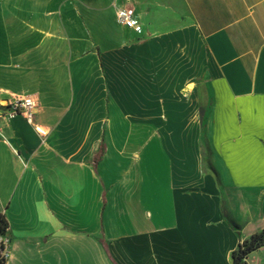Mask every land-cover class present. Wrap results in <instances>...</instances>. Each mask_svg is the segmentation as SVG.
Masks as SVG:
<instances>
[{"label":"crops","instance_id":"crops-1","mask_svg":"<svg viewBox=\"0 0 264 264\" xmlns=\"http://www.w3.org/2000/svg\"><path fill=\"white\" fill-rule=\"evenodd\" d=\"M27 96L45 133L4 113ZM0 212L5 264H234L264 228V0H0Z\"/></svg>","mask_w":264,"mask_h":264},{"label":"built area","instance_id":"built-area-1","mask_svg":"<svg viewBox=\"0 0 264 264\" xmlns=\"http://www.w3.org/2000/svg\"><path fill=\"white\" fill-rule=\"evenodd\" d=\"M117 22L127 28L134 30L137 33L143 32V24L141 18L136 13L134 7L129 5H121L117 9ZM3 106H6V103H3ZM8 108L4 111L5 115L8 118H14L18 115L24 116L29 122L33 123L36 130L45 133V130L37 125L34 121L37 100L32 96L20 97L16 98L9 104H7ZM8 239L0 234V250L2 252V256L6 257V247H7ZM3 244V248L1 247Z\"/></svg>","mask_w":264,"mask_h":264},{"label":"trees","instance_id":"trees-1","mask_svg":"<svg viewBox=\"0 0 264 264\" xmlns=\"http://www.w3.org/2000/svg\"><path fill=\"white\" fill-rule=\"evenodd\" d=\"M104 151V145L95 155V166L100 160L102 153ZM9 227V222L4 213L0 212V234H4ZM105 243V242H104ZM106 244V243H105ZM264 245V228L253 233L250 237L246 238L239 243L238 247L233 251V262L234 264H247L246 257L253 250ZM4 247L3 244L1 246ZM0 250V263L5 264L6 257L1 255Z\"/></svg>","mask_w":264,"mask_h":264},{"label":"rangeland","instance_id":"rangeland-1","mask_svg":"<svg viewBox=\"0 0 264 264\" xmlns=\"http://www.w3.org/2000/svg\"><path fill=\"white\" fill-rule=\"evenodd\" d=\"M106 200V199H105ZM1 264V263H0Z\"/></svg>","mask_w":264,"mask_h":264}]
</instances>
